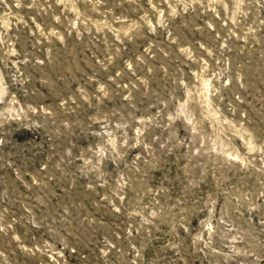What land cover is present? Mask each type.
<instances>
[{
    "label": "rangeland",
    "instance_id": "rangeland-1",
    "mask_svg": "<svg viewBox=\"0 0 264 264\" xmlns=\"http://www.w3.org/2000/svg\"><path fill=\"white\" fill-rule=\"evenodd\" d=\"M0 264H264V0H0Z\"/></svg>",
    "mask_w": 264,
    "mask_h": 264
}]
</instances>
